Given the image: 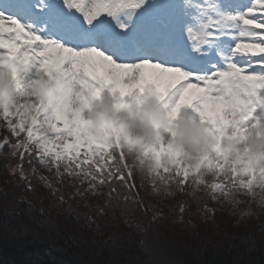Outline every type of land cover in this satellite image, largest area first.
Returning <instances> with one entry per match:
<instances>
[{
  "label": "snow or ice",
  "instance_id": "1",
  "mask_svg": "<svg viewBox=\"0 0 264 264\" xmlns=\"http://www.w3.org/2000/svg\"><path fill=\"white\" fill-rule=\"evenodd\" d=\"M105 106L111 118L93 119ZM262 119L264 0H0L5 187L20 181L35 193L38 182L59 204L86 207L103 193L89 226L111 227L117 210L160 223L182 220L190 203L204 214L239 204L229 197L252 185L237 178L256 169L233 164L231 179L220 177ZM182 121L195 164L182 159ZM145 142L155 167L141 173L125 145ZM205 170L216 178L202 179Z\"/></svg>",
  "mask_w": 264,
  "mask_h": 264
},
{
  "label": "trees",
  "instance_id": "2",
  "mask_svg": "<svg viewBox=\"0 0 264 264\" xmlns=\"http://www.w3.org/2000/svg\"><path fill=\"white\" fill-rule=\"evenodd\" d=\"M5 180L11 177L0 168V264H264V209L259 214L252 201L242 212L250 213L246 222L254 220L241 225L246 231L216 222L212 233L191 203L180 221L173 215L156 223L151 212L139 219L117 210L111 227L97 228L86 218H96L103 193L91 198L92 207L76 199L59 204L38 182L33 193L20 181L5 187Z\"/></svg>",
  "mask_w": 264,
  "mask_h": 264
},
{
  "label": "rangeland",
  "instance_id": "3",
  "mask_svg": "<svg viewBox=\"0 0 264 264\" xmlns=\"http://www.w3.org/2000/svg\"><path fill=\"white\" fill-rule=\"evenodd\" d=\"M21 103H23V101H21ZM91 115L93 119L97 121H100L101 119L107 120L111 118V110L108 106H105L104 109L95 110L93 113H91ZM128 122L132 125L131 133L133 135H139L142 133L143 128L135 119H130ZM185 126L186 125L182 121L181 128L177 132V138L182 143H185L182 138V133ZM102 131L105 135L111 136L113 130L107 123H104ZM3 134V129L0 128V135ZM242 136L243 142H238L239 148L234 149L232 152L227 154V158L225 160L226 170L225 173L221 175L220 179H231L232 173L228 169H230L233 164H235V166L241 172H243L246 168H249V166L254 167L256 169V175L254 178L251 175H241L237 178L245 181L246 184L250 182L252 185L248 193L236 192L233 193L231 197H229V199L240 201L239 204L233 205L228 203L223 209L215 211L211 214H204L201 211L200 216L202 219L207 220V228H209L212 233L216 232V222L222 224V227L228 228V230H235L237 228H240L239 230L244 231L250 230L251 228L245 229L247 226H241L244 224H254V220L246 222V220L249 219L248 217H250V213H242L243 210L250 208L252 206V202L255 205H253V209L258 210L259 214L261 213V210L264 209V207H258L261 199H264V119L260 120L258 124H253L249 128L247 134H242ZM121 143L124 144L122 139ZM191 146V155L188 154V150L182 152L181 154L182 159L187 164H195V158L199 155L195 141L191 143ZM147 148V142L140 145H132L130 147L127 145L125 146V151L128 154L129 162L135 165L137 169L140 167L143 170V173L148 172L155 167V161L152 159L151 155H145ZM161 162L164 165H170L172 161L166 155L163 157ZM201 178L205 181H211L216 178V173L212 170H205L202 173ZM145 179H147V177H145ZM101 196L102 194H100L99 197H93L92 199L99 201ZM168 203H175V201L170 200ZM209 206H214L211 201H209ZM239 219H241V222ZM149 246L151 245L149 244Z\"/></svg>",
  "mask_w": 264,
  "mask_h": 264
},
{
  "label": "clouds",
  "instance_id": "4",
  "mask_svg": "<svg viewBox=\"0 0 264 264\" xmlns=\"http://www.w3.org/2000/svg\"><path fill=\"white\" fill-rule=\"evenodd\" d=\"M185 128L190 129L191 125H186ZM185 147L188 149V154L191 155V149H192L191 144H189V143H187V141H185ZM258 207H264V199H261V201L258 204Z\"/></svg>",
  "mask_w": 264,
  "mask_h": 264
}]
</instances>
